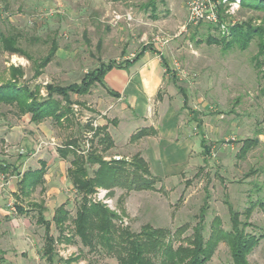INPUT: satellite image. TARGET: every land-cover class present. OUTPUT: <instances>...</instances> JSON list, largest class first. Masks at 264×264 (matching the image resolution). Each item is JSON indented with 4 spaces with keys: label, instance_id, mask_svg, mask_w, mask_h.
Masks as SVG:
<instances>
[{
    "label": "rangeland",
    "instance_id": "rangeland-1",
    "mask_svg": "<svg viewBox=\"0 0 264 264\" xmlns=\"http://www.w3.org/2000/svg\"><path fill=\"white\" fill-rule=\"evenodd\" d=\"M150 1L154 2V9L144 7ZM187 2L0 0V33L17 34V44L29 56L8 53L0 47V83L9 77V64L14 65L11 56L16 60L15 66L23 67L24 75L20 81L31 89L39 86V93L45 95L46 83L65 85L97 68L101 62H121L125 60L124 56L133 58L141 44L152 43L171 71L168 82L172 87L171 107L181 119V125L195 127L192 132L198 138H194V150L185 163L165 177L157 176L152 189L126 192L116 188L113 195L107 196L108 206L119 217L116 223L122 222L135 232L145 223L166 228L173 234L171 237L176 246L187 242L197 224H202L205 238L214 220L223 230H229L230 210H235L239 213L238 219L246 222L245 232L259 238L247 255L248 263L264 264V97L260 94L264 87V59L262 56L255 58L256 36L244 48L236 42L229 45L208 41L209 37L220 40L222 36L228 41L229 27L238 23L264 26V11L241 5L232 14L222 11L225 27L222 29L217 25L216 29L206 23L187 25ZM156 35L160 42L153 40ZM52 42L57 51L36 76L34 62L48 52ZM94 87L99 86L93 84L89 92ZM71 100L80 107L73 108L66 125L49 121L59 134L60 144L77 137L79 148L90 151L91 141L96 145V139L89 131V126L94 128L96 113L91 114L94 106L87 96ZM81 117H87V122ZM25 118H17L8 106L0 104V158L13 160L18 155H28L16 135L10 133L11 127L26 132ZM118 120L113 118L109 125L116 126ZM246 138H256L257 142L241 156L238 150ZM37 140L34 142L46 138ZM117 143L118 148L103 153L104 160L116 154L131 163L132 155L139 152L138 147ZM46 159L51 161L47 167L50 178L45 187L60 189L61 196L54 197V203L65 199L73 216L78 197L66 177L69 161L66 160L62 167L56 164L55 160L59 158L55 148L48 152ZM172 168L166 164L167 170ZM6 181V178L2 179L3 184ZM19 195L4 202L11 212L14 209L7 221L28 225V232L37 239V250L35 257L29 259H15L7 253L4 264H47L42 254L44 227L36 222L38 209L30 204L47 196L39 188L29 197ZM17 205L25 210V214L17 212ZM247 209H250L248 214ZM52 210L43 212L48 220H51ZM68 226L71 229V223L68 222ZM180 227L183 232L176 237ZM51 233L53 237L58 235L53 224ZM8 237L5 234L3 238ZM3 241L0 239L1 247L8 246ZM55 250L58 258L76 257L59 264H117L114 256L102 250H89L77 238L70 243L57 240ZM205 264H232L227 244L219 242Z\"/></svg>",
    "mask_w": 264,
    "mask_h": 264
},
{
    "label": "trees",
    "instance_id": "trees-1",
    "mask_svg": "<svg viewBox=\"0 0 264 264\" xmlns=\"http://www.w3.org/2000/svg\"><path fill=\"white\" fill-rule=\"evenodd\" d=\"M120 1V0H111ZM242 7H249L255 10L264 11V0H242ZM144 7L154 9L153 1L148 2ZM207 26L217 25L206 23ZM17 34L0 33V47L9 53H18L26 57V52L17 44ZM229 40L225 41L222 36L220 40L208 38L209 42H225L231 44L236 42L240 48H244L249 40L257 37L256 56L264 59V26H252L248 23H238L229 27ZM148 46H143L138 56ZM57 47L52 42L48 52L34 62L37 76L42 68L50 61ZM122 62L110 60L107 63L101 62L97 68L87 71L79 82L67 85L53 83L45 84V95L39 93V86L31 89L27 84L19 82V77L23 75L21 66L9 67L10 77L0 83V104H5L13 108L14 114L20 116L25 113L30 114L33 122H39L46 118L54 120L60 124L62 119L70 121L72 114V100L70 94H85L95 83H102L103 74L113 66H121ZM165 62V61H164ZM257 64L259 62L257 61ZM167 68V67H166ZM168 70V68L166 69ZM264 76V71H262ZM260 94L264 97V87L260 89ZM92 138L96 139V145L91 141V150L84 151L79 148L77 137H72L57 148L58 155L69 161L66 175L69 183L74 189L78 203L75 213L72 216L67 209L66 203L57 206L53 212L51 220H47L42 214L43 207L32 203L31 206L38 209L37 223L43 225L44 235L42 244V254L47 264H59L60 261L70 262L76 257L61 259L57 257L55 243L57 240L70 243L77 238L84 247L89 250H102L116 258L117 264H205L211 259L219 242L227 244L232 259V264H249L247 255L258 243L259 238L245 232L246 222L238 219L239 213L230 210L231 227L223 230L218 221H213L209 234L205 238L202 224H197L191 236L185 244H173L170 232L163 227H152L145 223L140 230L132 231L128 226L116 223L119 218L117 214L106 204L92 199V195L97 188H104L108 195H113L114 189H123L126 192L131 190L152 189L153 180L157 177L150 171L146 160L139 152L132 155V162L120 158H110L104 160L103 153L107 152L114 145L106 126L92 128ZM155 134L152 128L143 127L132 133L129 142ZM257 142L255 138L243 140L238 152L243 156L248 149ZM99 145V146H97ZM8 165L0 162V172H5ZM44 167L35 170H27L21 174L19 179V189L22 194H27L37 186L43 185ZM18 212L24 209L17 206ZM250 209L246 210L248 214ZM68 222L72 227L69 229ZM51 224L58 231L57 237L51 233ZM183 232V227L176 230V237ZM0 264H4L3 256L0 252Z\"/></svg>",
    "mask_w": 264,
    "mask_h": 264
},
{
    "label": "crops",
    "instance_id": "crops-1",
    "mask_svg": "<svg viewBox=\"0 0 264 264\" xmlns=\"http://www.w3.org/2000/svg\"><path fill=\"white\" fill-rule=\"evenodd\" d=\"M143 46L150 48H145L138 56ZM124 59L121 66H113L103 74L102 83H96L99 87H94L90 92H87L88 94L71 93L70 98L74 100L79 96H87L89 98V102L94 106L91 114L96 113L93 119L94 128L97 126H106V130L114 143L111 149L118 148V141L122 142L120 145L126 143L127 147L130 144L138 147L137 151L140 152V155L148 163L151 173L158 177H165L181 167L192 154L193 147L196 144L194 138H198L195 132H192V129L195 127L191 124L181 125V119L176 116L175 110L171 107L170 96L172 94V87L168 84L171 80L169 76L171 71L166 70L168 65L163 60L164 56L152 43L141 44L133 58L124 56ZM10 66L11 64L8 66V71ZM21 68L23 70V67ZM23 75L19 77V82H21L20 78ZM83 75L79 79L67 84L79 82ZM8 107L14 114L13 108ZM71 107L72 110L73 108L77 110L80 106L75 101H72ZM14 115L17 118H25L26 116L24 120L27 124V131L25 132L23 129L11 127L10 133L11 136L12 134L16 135V139L22 143L21 147L25 149L24 151L28 155H18L13 160L0 158V162L8 165L5 172H0V239L4 240L3 244L8 245L6 247H1L0 245V252L4 260L7 253L12 254L15 259H22L24 257L27 259L34 258L37 250V239L28 232V225H25V223L22 225L16 222L12 223L13 220L7 221L14 212V209L11 212L4 205V202H7L6 199H9L11 196L16 198L19 194L29 197L39 188L40 192L46 194L47 197L44 199L42 196V199L38 203L33 200L30 204L35 203L41 205L43 207L42 214L46 209L53 208L51 218L55 208L62 203H66L65 199L54 203V197L61 196L60 189L56 187H49L47 189L45 187L46 181L50 178V174H47L49 171L47 167L50 166L51 161V159H46L48 152L52 148H55L57 157L59 158L55 161L60 167L66 162L57 152V148L63 144L59 143V134L55 131L54 125L49 121L52 119L46 118L39 122H33L30 119L29 113L20 116ZM81 118L82 121L87 122V117ZM113 118L119 119L116 126L109 125V121H112ZM52 121L57 125H66L69 122L66 119H62L60 124L54 120ZM143 127L154 129L155 134L144 136L135 142H129L130 135ZM36 138L38 140L46 138V140H40L39 143H35L34 139ZM116 152L118 151L116 150ZM118 157L115 154L112 158ZM166 164L174 168L167 170ZM42 165L44 167V182L42 188L41 186H37L29 193L22 194L19 189L21 174L27 170L39 169ZM13 176L15 177L14 179L12 178ZM3 178L7 180L5 184L2 183ZM49 197H52V200ZM17 206L15 208L16 210ZM22 213L25 214V210ZM5 234L9 235L8 239L3 238Z\"/></svg>",
    "mask_w": 264,
    "mask_h": 264
},
{
    "label": "built area",
    "instance_id": "built-area-1",
    "mask_svg": "<svg viewBox=\"0 0 264 264\" xmlns=\"http://www.w3.org/2000/svg\"><path fill=\"white\" fill-rule=\"evenodd\" d=\"M241 1L242 0H188L186 24L196 25L199 23H209L219 25L224 29L225 25L221 18V12L224 11L228 14L234 13L240 7ZM126 17L129 18V15L126 14ZM153 40L155 42H160L161 39L159 35H156ZM11 58V61L15 65L16 60H14L12 56ZM20 153H23L22 149H20ZM107 192L108 191L104 188H97L92 199L103 202L108 206Z\"/></svg>",
    "mask_w": 264,
    "mask_h": 264
}]
</instances>
